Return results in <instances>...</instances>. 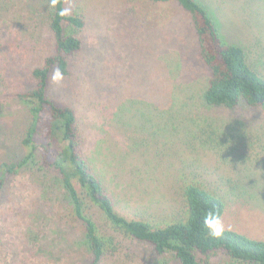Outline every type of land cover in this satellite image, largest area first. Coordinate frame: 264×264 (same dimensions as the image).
<instances>
[{
  "label": "rangeland",
  "instance_id": "374dc122",
  "mask_svg": "<svg viewBox=\"0 0 264 264\" xmlns=\"http://www.w3.org/2000/svg\"><path fill=\"white\" fill-rule=\"evenodd\" d=\"M202 2L224 39L243 46L264 74V0ZM65 6L86 18L84 44L69 75L54 81L52 69L50 94L77 110L84 151L119 210L166 218L184 206L180 187L201 182L223 196L225 228L264 239V109L205 105L210 69L188 12L176 1ZM50 14L43 0H0V163L24 154L31 116L18 94L33 87L32 69L52 51ZM66 197L35 165L9 180L0 193V264L89 263ZM113 233L117 248L101 264H179L171 252ZM216 261L240 264L226 255Z\"/></svg>",
  "mask_w": 264,
  "mask_h": 264
},
{
  "label": "trees",
  "instance_id": "16d2710c",
  "mask_svg": "<svg viewBox=\"0 0 264 264\" xmlns=\"http://www.w3.org/2000/svg\"><path fill=\"white\" fill-rule=\"evenodd\" d=\"M149 1H176L190 15L200 56L210 69L201 96L206 106L233 109L243 104L264 109V74L251 65L243 46L224 39L214 14L202 0ZM64 6L65 0H59L57 8L51 9L52 51L32 69L33 87L18 94L28 105L31 119L21 140L24 154L0 163V193L9 180L30 166L53 174L71 203L69 216L83 225L91 255L88 264H101L115 252L117 236L113 232L146 243L157 254L171 252L179 264H219L218 255L240 264H264V239L230 228L220 239L208 235L203 227V212L213 207L223 215L225 201L216 189L201 182L180 187L184 206L181 212L166 218L129 217L119 210L84 151L77 110L50 94L52 69L69 75L70 57L78 54L84 44L86 18L79 12L58 16L56 13ZM172 123L178 126L175 116ZM158 207H154V213Z\"/></svg>",
  "mask_w": 264,
  "mask_h": 264
},
{
  "label": "clouds",
  "instance_id": "9594fccd",
  "mask_svg": "<svg viewBox=\"0 0 264 264\" xmlns=\"http://www.w3.org/2000/svg\"><path fill=\"white\" fill-rule=\"evenodd\" d=\"M58 4L59 0H49L51 9H56ZM56 14L60 17H68L72 14V8L69 6L60 7ZM52 79L57 82L62 79V75L59 70H56L52 76ZM203 227L206 229L210 237L216 239L222 238L226 231L220 211L213 207H210L203 212Z\"/></svg>",
  "mask_w": 264,
  "mask_h": 264
}]
</instances>
